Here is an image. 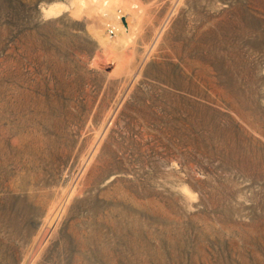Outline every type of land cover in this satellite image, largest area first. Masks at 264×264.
Listing matches in <instances>:
<instances>
[{
	"label": "rangeland",
	"instance_id": "374dc122",
	"mask_svg": "<svg viewBox=\"0 0 264 264\" xmlns=\"http://www.w3.org/2000/svg\"><path fill=\"white\" fill-rule=\"evenodd\" d=\"M0 264H264V0H0Z\"/></svg>",
	"mask_w": 264,
	"mask_h": 264
},
{
	"label": "water",
	"instance_id": "95a60500",
	"mask_svg": "<svg viewBox=\"0 0 264 264\" xmlns=\"http://www.w3.org/2000/svg\"><path fill=\"white\" fill-rule=\"evenodd\" d=\"M123 22H124V19H123ZM125 23V22H124Z\"/></svg>",
	"mask_w": 264,
	"mask_h": 264
},
{
	"label": "bare ground",
	"instance_id": "6f19581e",
	"mask_svg": "<svg viewBox=\"0 0 264 264\" xmlns=\"http://www.w3.org/2000/svg\"><path fill=\"white\" fill-rule=\"evenodd\" d=\"M51 9V8H50Z\"/></svg>",
	"mask_w": 264,
	"mask_h": 264
}]
</instances>
